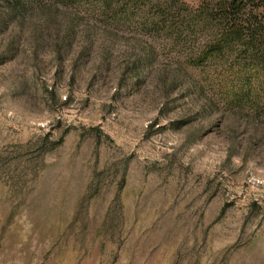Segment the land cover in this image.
I'll list each match as a JSON object with an SVG mask.
<instances>
[{"label": "rangeland", "instance_id": "374dc122", "mask_svg": "<svg viewBox=\"0 0 264 264\" xmlns=\"http://www.w3.org/2000/svg\"><path fill=\"white\" fill-rule=\"evenodd\" d=\"M206 1L0 0V264H264V66Z\"/></svg>", "mask_w": 264, "mask_h": 264}, {"label": "trees", "instance_id": "16d2710c", "mask_svg": "<svg viewBox=\"0 0 264 264\" xmlns=\"http://www.w3.org/2000/svg\"><path fill=\"white\" fill-rule=\"evenodd\" d=\"M135 1L143 2L144 12L145 6H165L166 10L160 14V19H164L165 13L170 15V12L172 16L182 17L181 9L177 7L179 0ZM183 17L189 26L197 21L201 27L211 30V44L206 50L208 53H219L232 43H238L249 51L252 58L258 57L264 66V0H208L190 9Z\"/></svg>", "mask_w": 264, "mask_h": 264}]
</instances>
